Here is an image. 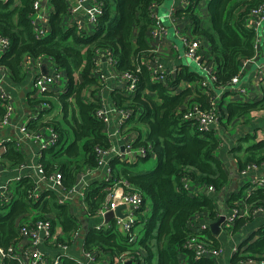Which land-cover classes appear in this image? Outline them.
Listing matches in <instances>:
<instances>
[{"label":"trees","instance_id":"trees-1","mask_svg":"<svg viewBox=\"0 0 264 264\" xmlns=\"http://www.w3.org/2000/svg\"><path fill=\"white\" fill-rule=\"evenodd\" d=\"M36 1H0V37L9 41V49L0 58V66L14 84L22 83L26 77L21 67L25 57L48 58L64 74L62 89L56 84L49 85L42 93H30L27 99V107L38 113L32 125H28L29 132L38 134L48 128L57 136V143L42 152L39 163L46 178L59 175L63 193L77 187L86 170L98 167L96 149L107 151L111 148L106 123L98 116L103 110L98 96L105 87L95 72L99 54L109 52L108 58L114 62L117 73L135 80L132 92L126 88L113 89L111 98L117 113H128L122 126L123 134L132 135V149L142 150L144 155L129 164L113 159L109 172L143 196L135 224L137 240L131 243L111 221L105 227L82 233V251L91 253L99 264H114L115 258L123 253H129L132 264H183V261L186 264H216L210 256L196 259L195 249L188 248L187 244L213 250L222 248L219 239L209 229L199 231V225L228 215L218 213L217 204L207 190L222 193L230 172L216 155L220 143L214 129L200 132L194 121L184 120L182 116L195 106L201 110L212 108L218 123L223 119L230 123L239 119L248 121L252 112L264 111V100H234L226 103L224 110L223 103L217 108L213 103L219 91L225 94L228 88L235 87L232 80L237 77L240 81L243 63L255 56L256 34L246 24L264 0H210L206 9L207 27L196 12L202 0H188L186 12H177V16H185L191 22L199 43L203 41L209 45L210 52L202 61L213 71L215 79L205 88L200 85L205 78L201 69L195 71L180 65L162 80L151 74L148 64L153 58L149 45L154 28L151 8L161 6L163 0H95L101 11L89 32L66 27L60 22V15L68 11L58 0L55 8L59 15L55 12L51 17L50 31L40 39L35 37L31 20ZM46 96L59 104L61 122L47 115L53 104L45 99ZM3 115L0 107V121ZM253 141L250 134H244L238 145L229 150L231 163L234 162L239 173L250 165L264 166V140ZM4 158L17 164L22 161L14 142L6 144ZM151 160L156 164L147 170L145 163ZM35 187L34 178L21 179L14 191L16 197L0 206V248L5 253L9 248L16 252L17 244L27 249L20 245L19 229L23 224L47 220L53 229L58 223L67 238L78 232L70 204H59L58 195L50 191H43L39 198L33 199ZM108 194L106 182L88 185L84 203L91 215L105 204ZM244 206L249 208H246V215L240 212ZM225 207L239 214L221 229H229L230 234L237 235L252 212L264 211V183L253 185L248 195L242 187L231 193ZM58 241L64 242L61 238ZM231 254L229 264H264V227L243 240L238 252ZM2 264L19 263L5 256ZM62 264L78 263L66 257Z\"/></svg>","mask_w":264,"mask_h":264},{"label":"crops","instance_id":"crops-1","mask_svg":"<svg viewBox=\"0 0 264 264\" xmlns=\"http://www.w3.org/2000/svg\"><path fill=\"white\" fill-rule=\"evenodd\" d=\"M0 1L3 3L7 0ZM209 1L210 0H202L198 3V8L196 9L198 17L202 20V24L205 27L209 26L206 15ZM57 2L58 0H37V9L34 10L31 20L34 30L43 32V37H45L50 31L49 24L51 17L55 15V12L59 15V11L55 8V5L58 4ZM61 2L67 7L68 13L66 15H60V22H64L66 27H77L80 31L82 29L84 32H89L93 25L87 20V10H95L96 14H99L100 7L97 2L92 0L82 5H79L77 0H61ZM163 3L164 0L162 4ZM161 6H153L151 8L152 16H155L156 14L163 26V32L158 33L156 37L151 36L149 39L150 53L154 59L152 58V61H148V64L150 67L154 66L155 69L161 68L165 74L174 73L180 65L189 66L195 71H200L198 65L188 59L184 54L182 38L197 39L193 34V26L185 16H177V12L180 10L186 12L187 0L165 1V6H167L165 8L169 10L167 13L160 11ZM160 13H162V15ZM246 26L247 28L254 30L256 34L255 56L243 63L240 69V73L243 75L237 86L235 85L234 88L225 94L220 91L215 94L213 99L215 108L223 103L222 107L224 110V105L234 100L239 102H257L264 100V21H261L258 16L253 15V17L249 18L247 21ZM199 50L202 59L210 52L209 45L203 41H200ZM104 58L105 54L100 53L98 56L99 63L97 68H95V72L101 84L103 83L100 79L101 73H104L107 76L105 87L99 93L98 98L101 100L103 110L105 111L103 116L108 119V122L106 123V132L111 141V149L113 151L102 160L100 166L90 171L86 170L83 175H81L82 177L79 178V185L77 186L79 192L75 193L74 196L66 200L64 203H60L64 194L61 186L53 183V181L59 177L58 174L50 176L51 179L49 182L40 183L39 186L36 183V179H38L36 169L39 165L41 166L38 154H43L42 152L51 148L52 133L48 128H43L38 134L29 132L28 125H32V122L36 120L38 113H33V110L27 107L29 94L37 91L33 86V82L38 74L44 75L43 72H45L46 75L51 76L54 75V73L59 74V79L56 84L60 83L62 80L65 82L64 74L57 70L53 62L48 58H41L40 60H33L30 58L28 62H22L21 67L23 72H25L26 77L20 84H14L11 82L8 72L5 70L2 72V70H0V80L5 86L7 93L10 95V110L5 123L1 122L7 115L6 109L4 103L0 101V107L4 111L3 119L0 121V182L7 185L9 191V193L5 192L3 194L12 195L14 199V197H16V193L14 192L16 184L23 178L32 177L34 178L37 187L31 197L37 199L43 191L56 193L58 195L59 204H70L71 214L76 219L79 226L77 229V236H74L73 232V234L67 238L64 235L61 226L56 223L54 228H51V238L44 239L37 248L32 246L29 237H20V240H22L20 245L27 247L26 250L31 251V253H37L47 260L52 256L59 254L57 243H59L58 240L60 238L63 239V244L68 245L66 251L68 257L72 259L79 258L82 252V233L96 227H105L111 221L115 222L114 219L117 218L116 216V218L114 217V219L108 223L105 222V216L101 217L98 213L102 207L98 212L94 213V215L89 213L87 205L84 203L86 188H88V185L92 182L107 183L108 180H123L110 175L109 168L111 161L116 159L127 164L135 163L138 161L137 157L140 155L139 149L134 150L132 149L133 147H131L130 149L125 150V147L128 144H132L134 138L132 135L128 134L126 136L125 133L123 134L122 130L125 132V129L117 131L121 117L119 113L116 112L111 98V92L113 89H125L127 87V81L122 75L117 73L116 66L105 61ZM223 120L222 123L217 122L212 128L214 129L215 137L219 139L220 143L219 152L217 151L216 155L224 161L225 166L230 172L229 182L225 190L220 194L210 192L209 190H207V192L216 202L219 214H230L225 207L229 195L231 193H236L241 187L244 188L248 195L252 189V186H250L251 183L255 185L258 178H264V166L257 167L250 165L246 171L239 173L234 162L231 163L232 155L229 150L234 149L238 145L244 134H250L255 142L264 140V111L252 112L250 120L248 121L239 119L238 122L226 123V119ZM246 122L247 124H245ZM25 131L30 134L29 137L23 135V132ZM32 134L37 135V137L33 138ZM9 142L15 143L16 150L22 156V161L18 164L4 158L6 144ZM44 146H47L48 149L43 150ZM242 146L245 147V143L242 144ZM1 195L2 193L0 191V197ZM246 208L249 209L244 206L241 208L240 212L243 214ZM206 223L209 224L210 222ZM262 227H264V211L252 212L248 223L240 229L237 235H224L223 243L220 242L223 251L222 254L218 256L210 255V257L213 258L216 264H229L232 249L238 247L243 240L250 238ZM221 231L222 229H220V233ZM215 238H218V236H215ZM15 250L17 253L23 251L19 244L16 245ZM2 261L3 258L0 255V264H2ZM96 264L99 263L96 262ZM183 264H186V261H183Z\"/></svg>","mask_w":264,"mask_h":264},{"label":"built area","instance_id":"built-area-1","mask_svg":"<svg viewBox=\"0 0 264 264\" xmlns=\"http://www.w3.org/2000/svg\"><path fill=\"white\" fill-rule=\"evenodd\" d=\"M79 5H82L86 2L92 1V0H77ZM189 4V1L187 0V5ZM37 9V1L34 3V10ZM99 14H100V8H99ZM99 14H96L95 10H87V20L94 24L96 22V18ZM253 15H256L260 18L261 21H264V2L263 4L254 10ZM154 18V28L151 32V36L156 37L158 33L163 32V26L161 25V22L159 21V18L155 15L152 16ZM35 37L37 39H40L43 37V32L35 30ZM183 45H184V54L185 56L190 59L191 61L195 62L198 67L203 71V74L205 76L204 80L200 83L201 87H208L210 83L214 82V76L213 71L207 69L204 66V63L202 61V56L200 53V43L197 39H188V38H182ZM9 49V41L6 38L0 37V55H2ZM105 54V61L114 64V62L111 60V58H108L109 52L104 53ZM29 57H25L23 59V62H28ZM98 61H96V65H98ZM151 68V67H150ZM149 68V69H150ZM0 70L4 72V68L0 66ZM151 74L153 76H158L157 79H162L165 75V72L161 69H155L151 68ZM127 81V87L126 89L130 92L134 89V83L135 80L131 78L129 75H123L122 76ZM59 79V74L54 73V75H43L38 74L33 82V86L37 90V92L42 93L49 85L56 84ZM100 79L105 84L107 76L104 73H101ZM239 78H234L232 80V85H238ZM232 87L228 88L230 91ZM0 101L4 103L5 109H6V117L1 123L6 122V118L8 116L9 110H10V95L7 93L5 86L3 85L2 81L0 80ZM105 113L104 110L98 112V116L103 122L107 123L108 119L107 117H104L103 114ZM121 119H120V125L117 131L122 130L123 123L128 118L127 112H121L119 113ZM183 119L187 121H194L197 125V129L200 132H204L207 130H210L218 120V117L216 116L214 110L211 108L210 110H201L198 107H192L188 108L187 111L183 114ZM51 132V131H50ZM52 133V132H51ZM23 135L25 137H29L30 134L25 131L23 132ZM33 138H36L37 135H33ZM57 143V136L56 134L52 133L51 137V147L54 146ZM43 150L48 149L47 146L43 147ZM131 145L128 144L125 147L126 149H130ZM42 151V150H41ZM112 149L109 150H99L96 149V153L99 156V162L98 166L102 164V160L106 158L108 155L112 153ZM139 154L143 156V151L139 150ZM39 159L42 157V154H38ZM37 171V178L36 183L39 186L41 183L49 182L51 177L47 178L44 175V171L42 167L39 165V167L36 169ZM54 184L60 185V178L57 177L56 180L53 181ZM264 179L258 178L256 180L255 185L257 184H263ZM36 185V187H37ZM107 191H109V194L107 196V199L105 201V204L102 206L100 211L98 212L101 217H104L107 212L114 211L119 206H124V209L121 211V214L124 216L123 218L115 217V224L117 229H119L121 232L125 233L129 237V241L131 243L136 242L137 235L135 232V224L137 222V214L140 213L141 207L143 205V196L142 194L138 192L132 191L130 186L123 180L119 181H110L108 180L106 183ZM35 187V189H36ZM210 189V188H209ZM208 189V190H209ZM212 190V189H210ZM0 191L2 193L0 197V206L9 204L13 197L12 195H4L3 193L8 192L7 185L0 182ZM79 192V188L75 187L71 189L69 192L63 194L62 200H60V203H64L66 200L70 199L72 196L75 195V193ZM33 195V194H32ZM261 211V210H256ZM255 212V211H254ZM248 213L247 209L244 210L243 215H246ZM239 214L238 211H231L230 214L225 215V221L227 224H231L234 220V218ZM209 225L205 222H201L199 225V230L206 231L209 229ZM51 223L47 220H41L34 222L31 225L23 224L20 226L19 234L21 236H27L31 240V244L33 247H39V245L43 242L44 239H50L51 234ZM101 227H96V229H100ZM78 232L74 234V236H77ZM188 248H194L195 249V258H202L204 256H218L222 254V248L220 250H213L208 249L207 247H203L201 245L193 246L191 243L187 244ZM68 245L63 243H57V249L59 250V254L52 256L49 260L45 259L41 255H38L37 253H31V251L23 250L21 253L15 252L13 249L9 248L7 252L5 253L3 249L0 248V255L1 257L8 256L14 260H16L19 264H62V261L64 258L68 257L66 254ZM34 252V251H33ZM238 252V247H234L231 251V253ZM74 260L78 264H96V258L89 252H81V256L79 258H74ZM131 261V256L129 253H123L119 256H117L114 260V264H126L127 262ZM263 263V262H262Z\"/></svg>","mask_w":264,"mask_h":264},{"label":"rangeland","instance_id":"rangeland-1","mask_svg":"<svg viewBox=\"0 0 264 264\" xmlns=\"http://www.w3.org/2000/svg\"><path fill=\"white\" fill-rule=\"evenodd\" d=\"M165 1L167 2V0H164V3L162 4V6H161V8H160V11H163V12H165V13H167L169 10L167 9V8H165V7H167V6H165ZM155 14V13H154ZM161 15H162V13H160ZM156 15V14H155ZM208 21V20H207ZM168 25V24H167ZM154 59V58H153ZM156 62V61H155ZM151 68H154V66L152 67L151 66ZM57 85V87H59V88H63L64 87V81L62 80L60 83H58V84H56ZM45 99L46 100H48V101H50V102H52V104H53V106H52V109L49 111V113H47V115H49V117L51 116V117H55L59 122H61V118H62V115H61V111H60V106H59V104L53 99V98H51V97H48V96H46L45 97ZM222 121H224V120H222ZM61 126H63V124L61 123ZM70 140H71V137L69 136V140H68V143L70 142ZM155 164H156V162L155 161H147L146 163H145V165H147L146 166V168H147V170H151L154 166H155ZM251 186H253L252 185V183H251ZM12 189V188H11ZM210 192H212V191H210ZM211 223V222H210ZM233 227V226H232ZM200 231V230H199ZM228 234H230V232H229V229H222V231H221V233L218 235V239H219V241L221 242V243H223V237H224V235H228ZM231 235V234H230Z\"/></svg>","mask_w":264,"mask_h":264},{"label":"water","instance_id":"water-1","mask_svg":"<svg viewBox=\"0 0 264 264\" xmlns=\"http://www.w3.org/2000/svg\"><path fill=\"white\" fill-rule=\"evenodd\" d=\"M44 75H46L45 72H43ZM124 209V206H119L117 207L113 212L110 211V212H107L105 214V222L108 223L109 221L113 220L114 217H119V218H123L124 216L121 214V211ZM226 223L225 221V215H220L218 220H216L215 222H211L209 223L208 227H209V230L211 232V234L213 236H218L220 234V227L221 225L224 226ZM126 264H132L131 262H127Z\"/></svg>","mask_w":264,"mask_h":264}]
</instances>
